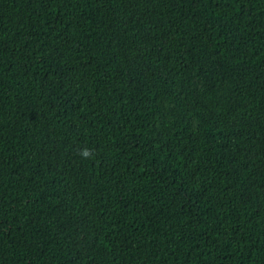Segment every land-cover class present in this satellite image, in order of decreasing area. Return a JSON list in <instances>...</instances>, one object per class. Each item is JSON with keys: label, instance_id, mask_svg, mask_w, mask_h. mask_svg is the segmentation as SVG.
Segmentation results:
<instances>
[{"label": "trees", "instance_id": "obj_1", "mask_svg": "<svg viewBox=\"0 0 264 264\" xmlns=\"http://www.w3.org/2000/svg\"><path fill=\"white\" fill-rule=\"evenodd\" d=\"M0 264H264V0H0Z\"/></svg>", "mask_w": 264, "mask_h": 264}, {"label": "clouds", "instance_id": "obj_2", "mask_svg": "<svg viewBox=\"0 0 264 264\" xmlns=\"http://www.w3.org/2000/svg\"><path fill=\"white\" fill-rule=\"evenodd\" d=\"M83 155L88 156V152L87 151L83 152Z\"/></svg>", "mask_w": 264, "mask_h": 264}]
</instances>
